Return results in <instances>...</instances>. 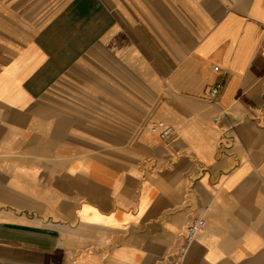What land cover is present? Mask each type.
<instances>
[{"label":"crops","instance_id":"obj_1","mask_svg":"<svg viewBox=\"0 0 264 264\" xmlns=\"http://www.w3.org/2000/svg\"><path fill=\"white\" fill-rule=\"evenodd\" d=\"M0 264H264V0H0Z\"/></svg>","mask_w":264,"mask_h":264},{"label":"built area","instance_id":"obj_2","mask_svg":"<svg viewBox=\"0 0 264 264\" xmlns=\"http://www.w3.org/2000/svg\"><path fill=\"white\" fill-rule=\"evenodd\" d=\"M216 69L219 67L216 66ZM222 84L216 83L213 85L212 89L209 93V101L212 103L216 102L217 96L221 90ZM216 121L220 120V116L215 117ZM153 129H160V135L164 139H168L174 133V128L172 126L166 125L162 121H156L152 125ZM206 225V219L204 217H197L193 219L188 225L186 226L185 233H184V242L180 247V251H186L188 245L197 237L198 233L204 228Z\"/></svg>","mask_w":264,"mask_h":264}]
</instances>
